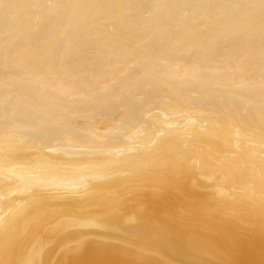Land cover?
Returning a JSON list of instances; mask_svg holds the SVG:
<instances>
[{
    "label": "bare ground",
    "instance_id": "bare-ground-1",
    "mask_svg": "<svg viewBox=\"0 0 264 264\" xmlns=\"http://www.w3.org/2000/svg\"><path fill=\"white\" fill-rule=\"evenodd\" d=\"M0 264H264V0H0Z\"/></svg>",
    "mask_w": 264,
    "mask_h": 264
}]
</instances>
